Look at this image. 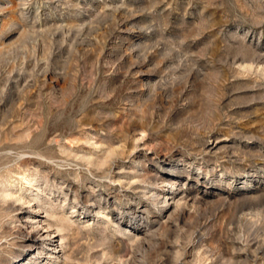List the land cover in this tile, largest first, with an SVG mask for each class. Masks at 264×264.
Returning <instances> with one entry per match:
<instances>
[{
  "label": "rangeland",
  "instance_id": "rangeland-1",
  "mask_svg": "<svg viewBox=\"0 0 264 264\" xmlns=\"http://www.w3.org/2000/svg\"><path fill=\"white\" fill-rule=\"evenodd\" d=\"M0 264H264V0H0Z\"/></svg>",
  "mask_w": 264,
  "mask_h": 264
}]
</instances>
